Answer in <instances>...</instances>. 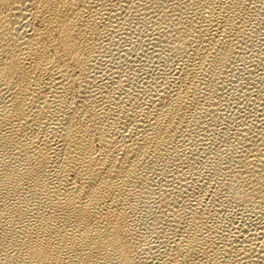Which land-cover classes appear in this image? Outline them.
I'll return each mask as SVG.
<instances>
[{
  "label": "bare ground",
  "instance_id": "bare-ground-1",
  "mask_svg": "<svg viewBox=\"0 0 264 264\" xmlns=\"http://www.w3.org/2000/svg\"><path fill=\"white\" fill-rule=\"evenodd\" d=\"M0 264H264V0H0Z\"/></svg>",
  "mask_w": 264,
  "mask_h": 264
}]
</instances>
